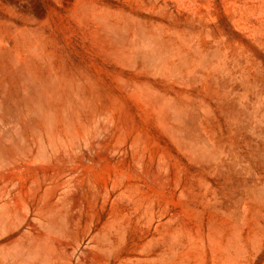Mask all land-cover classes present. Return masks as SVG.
I'll list each match as a JSON object with an SVG mask.
<instances>
[{"label":"rangeland","instance_id":"obj_1","mask_svg":"<svg viewBox=\"0 0 264 264\" xmlns=\"http://www.w3.org/2000/svg\"><path fill=\"white\" fill-rule=\"evenodd\" d=\"M0 264H264V0H0Z\"/></svg>","mask_w":264,"mask_h":264}]
</instances>
